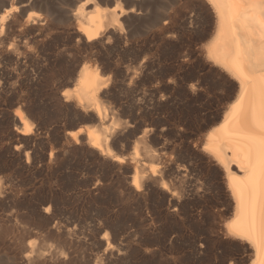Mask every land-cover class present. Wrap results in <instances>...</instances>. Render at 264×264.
I'll return each mask as SVG.
<instances>
[{"label": "rangeland", "instance_id": "rangeland-1", "mask_svg": "<svg viewBox=\"0 0 264 264\" xmlns=\"http://www.w3.org/2000/svg\"><path fill=\"white\" fill-rule=\"evenodd\" d=\"M82 1L0 0V17L18 8L0 27V262L27 264L32 249L44 254L32 264H247V247L226 233L229 170L207 146L240 92L211 58L217 9L210 0H95L85 15L96 4L108 16L133 11L87 41L74 15ZM86 63L106 81L101 120L72 93ZM89 125L115 128L111 152L74 137ZM136 168L148 172L138 187Z\"/></svg>", "mask_w": 264, "mask_h": 264}, {"label": "bare ground", "instance_id": "bare-ground-1", "mask_svg": "<svg viewBox=\"0 0 264 264\" xmlns=\"http://www.w3.org/2000/svg\"><path fill=\"white\" fill-rule=\"evenodd\" d=\"M94 1L83 0L77 4L74 12L79 21L78 29L85 35L87 41L96 40L105 32L111 33L109 30L115 29L119 24V16L133 11V7L124 8L117 14L108 16L109 12L106 7L96 4L93 11L85 15V6ZM210 1L219 15L217 40L210 47L211 58L238 79L240 92L238 93L239 97L225 114L223 121L210 133L207 146L212 155L222 165H225L224 168L227 166L226 172L229 170V187L234 198V209L232 217L226 223V233L247 247L249 252L247 264H264V0ZM16 9H18L17 6L11 5L7 12L1 15V30L3 23ZM115 11V8L112 9V13ZM26 20H35V15L31 12L27 13ZM105 85L106 81L99 67L86 63L79 72L72 93L78 103H86L93 107L100 118L104 107L99 99V93ZM17 112L23 124L22 130L29 131V118L22 111ZM114 131V127L102 126L99 128L89 125L79 128L73 134L77 138L79 134L85 133L92 146L102 152L104 150L111 152L109 139ZM117 158L122 160L121 157ZM158 165L156 163L148 164V172L154 174ZM148 172L136 168L133 175L136 187L140 185L141 179ZM22 239L24 240V238ZM27 240L29 241V239ZM42 240H44V236ZM40 245L39 247H41ZM44 245L46 246V244ZM23 246L25 245L23 244ZM40 252L36 253L32 249H28L23 255L24 260L27 264L35 263L37 259L41 260L44 255L43 250ZM62 255L65 258V254ZM62 255L59 254V256ZM2 259L4 260V258ZM58 260L56 259V261ZM1 262L0 264H2ZM41 262L43 263V260ZM59 262L58 264H60Z\"/></svg>", "mask_w": 264, "mask_h": 264}, {"label": "trees", "instance_id": "trees-1", "mask_svg": "<svg viewBox=\"0 0 264 264\" xmlns=\"http://www.w3.org/2000/svg\"><path fill=\"white\" fill-rule=\"evenodd\" d=\"M130 120H131L132 123H134V124H136V125H140V124H142L141 114H139V115L132 114V115L130 116ZM114 147L117 148V146H116L115 144H114Z\"/></svg>", "mask_w": 264, "mask_h": 264}, {"label": "water", "instance_id": "water-1", "mask_svg": "<svg viewBox=\"0 0 264 264\" xmlns=\"http://www.w3.org/2000/svg\"><path fill=\"white\" fill-rule=\"evenodd\" d=\"M81 139H82V140H86V139H87V135H82V136H81Z\"/></svg>", "mask_w": 264, "mask_h": 264}]
</instances>
